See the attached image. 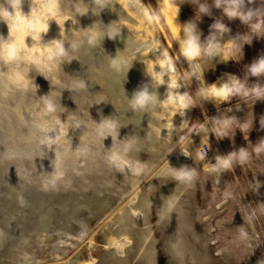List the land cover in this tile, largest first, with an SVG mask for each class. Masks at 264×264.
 Wrapping results in <instances>:
<instances>
[{
  "label": "water",
  "instance_id": "1",
  "mask_svg": "<svg viewBox=\"0 0 264 264\" xmlns=\"http://www.w3.org/2000/svg\"><path fill=\"white\" fill-rule=\"evenodd\" d=\"M113 5L99 16L91 12L80 16L77 9H90L91 0H60L67 40L76 39L82 28L96 22L99 32H107L111 24L120 37H105L95 47L82 45L70 64L56 70L58 85L35 70L31 78L38 92L0 85V264L63 223L171 122L164 103L148 113L129 107L128 97L150 78L119 0ZM22 8L30 12L31 0H24ZM0 34L6 38L9 34L4 23ZM55 38H60V28L52 21L44 41ZM26 43L32 46L31 37ZM117 50L125 62L121 71L110 66ZM76 81H83L85 87L73 88ZM51 91L62 107L48 115L41 97ZM105 117L120 124L116 141L96 135V125ZM132 137L137 140L135 147L121 151V162L114 165L108 159L110 151L121 149V142Z\"/></svg>",
  "mask_w": 264,
  "mask_h": 264
},
{
  "label": "rangeland",
  "instance_id": "2",
  "mask_svg": "<svg viewBox=\"0 0 264 264\" xmlns=\"http://www.w3.org/2000/svg\"><path fill=\"white\" fill-rule=\"evenodd\" d=\"M120 2L124 6V12L131 14L128 23L132 32L138 38L140 36L147 41H142V44L138 42L139 48L161 39L162 42L154 49L165 50L173 58L175 74L182 84L180 90L187 92L194 102L195 107L187 110L186 126L179 131V136L172 142L170 151L164 155L162 161L170 159L184 145H188L191 157L197 164L201 162L198 158L199 153H207V158L203 161L205 164H214L217 154L227 155L232 151H238L241 147H249V161L242 167L237 165L233 170L216 173L218 179L206 169H201L197 175L198 191L192 196V204L185 205L194 226L183 229L184 235L194 248L196 264H264V152L256 154L253 151L254 144L264 138V129L260 126V119L264 116V101L256 102L251 95L233 98L231 102H225V105L220 106L211 101H203L196 94L200 82L190 76L187 62L183 58H178L179 45L157 0H142L140 4L134 0H120ZM170 2L175 8L180 5L182 18L189 21L195 19L194 5L185 3L186 0H170ZM208 3L210 4L211 0H208ZM249 7L260 12L258 21L261 24L260 29L255 32L250 31L239 19L229 21L224 18V23L231 32L226 33L221 42L225 43L237 35L240 36L231 46L222 44L221 56L227 55L235 60L219 62V58L217 60L202 58L199 62L205 71L204 79L208 84L214 83L219 78L225 80L227 78L225 73L243 79L245 66L264 55V0H250ZM212 12V16H204L201 20H199L200 14L197 13L196 22L203 33L202 39L209 35L210 26L215 20L222 16V12L218 9L213 8ZM249 82L250 88L251 83L257 82V78L252 77ZM260 82L264 83V78H261ZM167 103L164 102L165 108ZM229 108L232 111L229 112ZM225 114L237 117L238 121L230 130L231 137L218 140L215 134H210L212 122L209 118ZM243 122L249 125V131L245 133L248 136L247 140L244 138V133L238 129ZM200 123L207 124L209 138L204 133H201V136L193 133V128L198 130ZM202 137H204L203 142ZM144 152L141 159L147 160L150 153ZM162 161L151 173L145 175L141 186L156 183L157 180L152 174L160 169ZM136 191L134 189L133 192ZM152 196L159 199V191L154 190ZM131 197L132 194H129L122 202H117V205L114 202L107 205L102 202V195L96 191L77 209L78 211H75L76 213L74 212V216L72 213L63 223L39 239L41 242L34 243L37 245L34 259L26 264H69L72 261L74 264L117 263V258L110 256L116 241L112 231L115 227L113 217ZM152 204V220L157 237L156 264H178L177 259L170 252L171 240L166 230L157 223L158 205L154 202ZM241 227L246 233L243 237L240 235ZM194 228L199 238L194 237ZM141 233L140 228H134L132 231L134 241L133 249L128 254L130 264H140L137 254L139 237L145 236ZM92 241L93 246L88 248L87 243ZM30 247L28 250L31 249ZM6 264H19V260L17 263L9 261Z\"/></svg>",
  "mask_w": 264,
  "mask_h": 264
},
{
  "label": "clouds",
  "instance_id": "3",
  "mask_svg": "<svg viewBox=\"0 0 264 264\" xmlns=\"http://www.w3.org/2000/svg\"><path fill=\"white\" fill-rule=\"evenodd\" d=\"M250 0H186L185 3H190L196 8L200 14L199 20L204 16H212L213 8L222 12V16L217 18L210 26V33L202 39L203 33L198 27L196 17L185 24L177 22L180 12V5L176 6L175 32L176 43L179 48L177 51L178 58H183L188 64L190 76L200 82V86L196 90V94L203 101H211L215 104L223 102H231L236 97H247L249 95L255 98V101H264V83H261V78H264V55L255 59L252 63L245 66V75L241 79L237 75L228 74L227 78L222 82L208 84L204 79V69L199 62L202 58L217 60L219 62H227L235 60V58L224 55L221 56L222 44L231 46L236 38L222 43V38L226 33H230L231 29L224 23L226 17L229 21L239 19L242 24L246 25L250 31H258L261 24L258 22L260 12L258 9L249 7ZM24 0H0V23L7 25L9 34L7 38L0 34V85L3 87H14L19 90H30L38 92V85L35 79L31 78V72L36 71L37 75H42L51 85H58L60 81L55 75L56 70L65 63H71L74 59L73 53L77 52L85 43L90 47H95L105 39V37L115 40L120 37L119 32L111 29V24L107 32L101 33L95 28L94 23L88 28H82L76 39L67 40L65 37L64 26L67 18L60 13V0H31L30 12L27 14L23 11L22 5ZM92 7L83 10L77 9L80 16L87 15L91 12L95 16H99L105 9H111L113 0H91ZM184 4V3H183ZM99 9V12H97ZM164 11L163 8L160 9ZM55 21L60 28V38L44 41V36L49 32L50 22ZM100 22V21H98ZM31 37L33 44L29 46L26 43L27 38ZM67 45V46H66ZM117 55L110 61V66L116 71H121L125 62L121 61ZM145 75L150 78L147 83L135 90L128 97V104L132 111L148 113L155 109L158 105L164 102L173 103L176 105L177 113L181 117L186 115V110L194 106L192 97L187 92H180L182 84L175 77V64L171 56L166 52L163 58L156 60L154 63L145 65ZM130 68H128L129 71ZM167 77V79H165ZM257 78L256 83H251L248 87L250 78ZM166 86L165 99H161L159 88ZM85 83L76 81L73 88L83 89ZM68 90H72L69 88ZM44 105V111L48 115H53L62 107L56 101V94L51 91L48 95L41 97ZM228 111H232L231 108ZM176 113V114H177ZM212 130L210 134H215L216 138L223 139L231 137L230 130L233 124L237 123L238 118L235 116L221 115L211 117ZM188 120H184L183 126ZM260 126L264 129V116L260 119ZM120 124L111 117H105L96 125V135L102 139L109 136L116 141L119 137ZM245 135L249 131L247 122L240 123L238 128ZM193 133H204L209 138V129L207 124L200 123L198 130L194 127ZM204 137H202L203 142ZM137 140L135 137L125 139L121 142L122 148L119 150L110 151L108 159L114 164L119 165L121 162V151L128 152L135 147ZM183 151V150H182ZM253 151L256 154L264 152V138L254 144ZM185 156L188 153L183 151ZM200 161H205L207 153H199ZM249 147H241L238 151H232L227 155H216L215 163H207L205 167L210 173H222L233 170L234 166H243L249 161ZM165 174V177H171L175 181L191 187L196 178L197 171L195 168L182 166L180 168H171ZM58 178V177H57ZM175 207L174 201L169 198L160 212V218L170 214ZM251 218H249L250 220ZM240 235H246L243 227L240 228Z\"/></svg>",
  "mask_w": 264,
  "mask_h": 264
},
{
  "label": "bare ground",
  "instance_id": "4",
  "mask_svg": "<svg viewBox=\"0 0 264 264\" xmlns=\"http://www.w3.org/2000/svg\"><path fill=\"white\" fill-rule=\"evenodd\" d=\"M134 1L137 4H140L142 0ZM166 1L167 3H165V0H157L159 6L164 9L163 12L166 16L167 23L169 24L172 33L175 37L176 34L173 29L176 26V8L170 2V0ZM120 5L124 12V6L121 2ZM126 12H124V14L128 21L131 17V14L129 15L127 14L128 12ZM177 22L180 24H185L189 22V20L182 18L179 12ZM134 37L137 43L146 41L140 36L138 38L136 34H134ZM157 40L158 41L155 43H149L146 45L143 44L144 46L140 48L146 64L154 63L156 60L163 58V54L166 52L165 50L156 51L154 49L155 46L158 47V43L162 42L161 39ZM227 75L228 74L225 73V76ZM175 77L177 79L176 74ZM165 79L167 78L165 77ZM222 81L223 79L219 78L214 83L219 84ZM158 91L162 100L165 99L166 86H161ZM180 92L183 93L184 91L180 90ZM215 105H225V102H223L222 104ZM166 110L169 114L171 122L160 133H158L146 146H144L131 160H129L117 173H115L103 186H101L97 190L99 194L102 195V202H105L107 205L112 202H114V204L119 201L122 202L125 198H127V195L132 194V197L128 200V202L121 206L117 215L113 217V219L115 220V227L112 229V231L114 232L113 235L116 238V241L114 243L115 246L110 256H115V258H117V263L115 264H130L128 254L131 249H133L134 238L132 231L134 228H140L142 232L141 234H145L143 238L138 236L140 242L138 243L139 250L137 251V254L140 264H156L155 242L157 240V237L154 233L155 229L152 220L153 202L158 205L159 216L157 223L160 224L166 230V234H168L171 240L170 252L172 256L177 259L178 264H196V257L193 253L194 248L191 243H189V241L187 240V236L184 235L183 229L185 227L194 226L192 220L189 219L188 210L186 209L185 205L192 204V196L196 191H198L196 189V186H198V180L196 178L194 184L189 187L187 185L175 181L171 177H165V174L170 171L169 167L178 169L182 166H188L189 168H195L197 171V175L201 169L207 170V168L205 167V162L201 161L197 164L193 161L191 153L188 149V145H184L183 147H181V149L175 154H173L170 159H165L164 161H162L164 155L168 154V152L170 151L172 142H174L179 136V131L184 129L187 124L186 122L183 126H181L183 121L187 120V117L186 115L184 117H181L179 113H177V108L175 104L167 103ZM199 135L201 136L202 134ZM182 150L188 153L189 156H185ZM144 151L150 153V156L147 160L141 159L142 152ZM160 161L163 162V164L160 165V169L156 172H153L152 174L153 177L157 180L156 183L154 182L153 185L144 184L143 186H141L142 179L145 177V175L151 173L152 170L157 168L159 166L158 164L160 163ZM212 174L215 176L216 179H218V175L216 173ZM134 189L135 191H138L133 192ZM154 190L159 191V199H156L152 196V192ZM169 198H171L175 203L174 210L170 214L165 216L163 219H161V209ZM96 205H98L97 202ZM105 208H107V206ZM193 235L195 238H199V234L195 228ZM36 246L37 245L33 244L32 247H30L31 249L28 250L27 248L18 255V259L16 256L12 260H10V262L17 263L18 260L19 264H26L29 261L31 262V260L34 259V254L37 250ZM87 246L88 248H91L93 246V241L88 242ZM69 264H74V262L72 261Z\"/></svg>",
  "mask_w": 264,
  "mask_h": 264
}]
</instances>
